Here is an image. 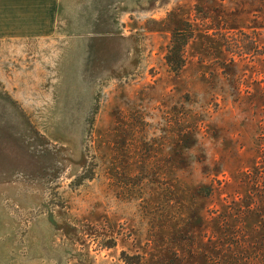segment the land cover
Masks as SVG:
<instances>
[{"label":"rangeland","instance_id":"1","mask_svg":"<svg viewBox=\"0 0 264 264\" xmlns=\"http://www.w3.org/2000/svg\"><path fill=\"white\" fill-rule=\"evenodd\" d=\"M0 264H264V0H0Z\"/></svg>","mask_w":264,"mask_h":264},{"label":"trees","instance_id":"2","mask_svg":"<svg viewBox=\"0 0 264 264\" xmlns=\"http://www.w3.org/2000/svg\"><path fill=\"white\" fill-rule=\"evenodd\" d=\"M183 28L176 29L171 36V45L165 57L166 63L173 72H178L184 64L183 46L187 41V36Z\"/></svg>","mask_w":264,"mask_h":264},{"label":"crops","instance_id":"3","mask_svg":"<svg viewBox=\"0 0 264 264\" xmlns=\"http://www.w3.org/2000/svg\"><path fill=\"white\" fill-rule=\"evenodd\" d=\"M71 47H66V46H64V47H62V50H67V49H70ZM70 50H72V48L70 49Z\"/></svg>","mask_w":264,"mask_h":264}]
</instances>
